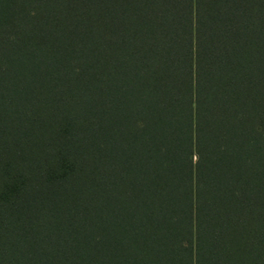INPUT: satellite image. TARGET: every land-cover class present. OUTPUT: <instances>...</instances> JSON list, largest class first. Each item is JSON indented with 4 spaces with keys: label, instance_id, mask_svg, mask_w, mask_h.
I'll use <instances>...</instances> for the list:
<instances>
[{
    "label": "trees",
    "instance_id": "trees-1",
    "mask_svg": "<svg viewBox=\"0 0 264 264\" xmlns=\"http://www.w3.org/2000/svg\"><path fill=\"white\" fill-rule=\"evenodd\" d=\"M0 264H264V0H0Z\"/></svg>",
    "mask_w": 264,
    "mask_h": 264
}]
</instances>
